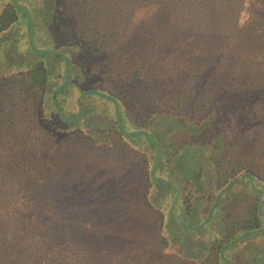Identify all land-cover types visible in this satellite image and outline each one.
<instances>
[{
  "label": "trees",
  "instance_id": "16d2710c",
  "mask_svg": "<svg viewBox=\"0 0 264 264\" xmlns=\"http://www.w3.org/2000/svg\"><path fill=\"white\" fill-rule=\"evenodd\" d=\"M142 6L137 16L148 26L143 38L185 37L199 44L172 47V52L174 62L183 54L198 55L200 62L182 71L189 77L199 70L195 86L201 83L206 90L202 109L152 106L140 108V118L130 116L120 91L89 83L84 60L99 52L96 38L84 43L56 40L65 26L57 0H0V68H18L27 75L35 87L32 121L51 134L40 140L47 147L51 139L41 152L58 151L57 159L39 165L40 157L11 153L0 143V164L32 166L22 175L29 180L25 184H12L11 175H0V264H138L136 253L147 251L145 234L156 235L159 246L150 253L156 255L152 264H264V175L249 164L227 168L225 157L236 142L246 153L253 119L248 109L264 92V0H147ZM178 7L181 15L160 27L159 11L179 12ZM210 14L215 24L208 28L201 20ZM50 32L56 35L47 37ZM221 36L229 42L216 44ZM251 56L260 58L261 67ZM225 66L230 72L218 76ZM135 74H142L140 67ZM149 79L158 85L150 91L162 94L154 103H163L169 94L173 99V89L167 84L160 88V72L150 73ZM144 100L149 98L142 93L137 103H150ZM96 103L99 112L113 107L106 123L86 121L89 112L98 110ZM106 132L141 150L145 158L144 192L141 200L130 196L124 202V215L116 196L122 190L115 185L119 173L108 172L111 183L115 181L112 187L104 182L101 173L106 171L87 173L88 161L80 159L81 166L71 168L70 146L89 141L114 148ZM185 133L194 139L178 141ZM241 202L247 217L235 223L229 210ZM137 203L160 217H142L143 211L134 208Z\"/></svg>",
  "mask_w": 264,
  "mask_h": 264
},
{
  "label": "rangeland",
  "instance_id": "374dc122",
  "mask_svg": "<svg viewBox=\"0 0 264 264\" xmlns=\"http://www.w3.org/2000/svg\"><path fill=\"white\" fill-rule=\"evenodd\" d=\"M57 1L60 19L65 26L61 35L56 36V40L59 42L70 40L76 43H84L86 39L90 40L91 37L96 38L99 52L94 57H90V61L84 60L86 64H89L87 69L90 74L89 83H98L100 87L120 91V94L125 97L124 107L130 113V116L140 118L141 113L139 109L142 107L147 109L152 106H159L162 109L174 111L185 109L191 111L194 108H203V103L200 101L204 97L203 93H206V90L200 88L201 83L199 86H195L197 79L195 73H198L199 70L194 69L191 71L189 77L182 71L183 69H189L191 63L200 62L198 55L183 54L174 62L176 53L172 52V47L178 49L180 46L186 45L190 49L192 44H199L195 42L194 38H189L188 40L185 37H180L177 40L165 38V41L155 35L150 37L149 34L147 38H143L145 36L143 30H147L148 26L144 20L139 19L137 13L140 9H143L142 4H146L147 0ZM178 10L179 12L174 10L171 13L159 11L158 15L162 21L160 27L172 25V20L181 15L182 8L178 7ZM212 17L214 16L210 14L202 18L201 21L206 24L204 26H208V28L214 26L215 23ZM183 18L186 20L185 16ZM192 25L193 27H198V24ZM140 30L142 33L139 32ZM190 30L199 33V30L195 28H190ZM90 34L93 36H89ZM54 35H56L54 32H50L47 37ZM222 39L223 36L216 37V44L224 45L229 42L224 40L222 42ZM124 46L127 47L126 52L124 51ZM123 54L126 55L124 59ZM184 59L187 62H184ZM250 59L254 62H260L259 66L261 67V60L258 56H251ZM139 67L142 74L136 75L135 71ZM178 70H181L182 73L173 79ZM55 71H58V69ZM155 71L161 73L163 84L160 88H164L165 84H167L168 90H174L173 94L175 96L173 99L169 94L163 103H154L157 97L162 96L161 93L150 91V87H158L155 81L149 79V74ZM222 71L223 73H220L218 76L227 75L230 69L225 66ZM167 79H170L168 83H166ZM206 87H208V84ZM34 91L35 87L30 86L27 75L22 70L12 68L7 71V69L0 68V143H4V148L8 149L11 153L29 154L31 156L28 158L32 160L40 157L38 164L42 165L43 163L57 159L56 153L58 151H54L53 154L41 152V149L48 150L47 147L51 144V139L49 137L47 147H42L40 140L45 136H51V134L43 132L32 121L33 115L31 114V110L32 104L35 102ZM142 93L145 97L149 98V100L144 101H150V103H137V98ZM209 93L211 92L209 91ZM176 98H179V100H176ZM255 98H260V100L258 99L251 109H248L251 111L249 112V116L250 118L253 117V119L250 121L251 128L246 132L250 141L249 145L246 146V153L243 154L241 152L240 146L236 142L229 147L225 157L230 162L227 168H230L232 165L249 164L253 165L256 170L264 175V92L255 96ZM96 104L98 105V110L89 112L86 115V121L98 124L106 123L113 115V107L108 105L104 108V112H99L100 106L98 103ZM85 105L89 106V103ZM8 119L10 122H8ZM104 134L109 139L110 145H114V148H99L89 141L78 147L70 146L68 153L72 155L73 159L71 168L81 166L79 160L83 159L85 162L91 163V167L86 166L88 168L87 173L93 168L102 172L106 171L107 173H101L106 176L104 182L109 183L113 187L115 181H117L115 185L119 189H122L116 196L122 210L120 215H124L122 213L126 210L124 202H128L130 196H134L136 200H141V195L144 192L142 183H146L144 176L145 158L141 150L121 142L117 135L115 136L113 133L109 134V132ZM183 139L192 140L194 137L186 133L179 135L178 141H182ZM239 150L240 152H238ZM66 154L64 153L63 157ZM247 158V162L243 161V159ZM12 167L5 165V160L2 161L0 164V175H11L13 179L10 182L12 184H25L29 181L22 175L28 168L32 167L31 164L20 166L19 162H15ZM108 172H117L119 173V177L111 183L109 176L112 174ZM12 173L14 176H12ZM126 185L127 189H124ZM125 193H128V196ZM237 199L238 197L235 201ZM138 203L135 204L134 208L143 211L142 217L149 220L160 217L156 210L147 209L145 205L140 206ZM229 211L231 214L230 220L234 219L235 223L241 222L247 217L246 206L242 202L233 205ZM134 227H136V224ZM142 240L147 251L141 253V250H139L136 253L137 262L138 264H152L151 261H153L156 255L151 256L150 253L155 254L159 250L156 235L145 234ZM170 258L171 256L168 259Z\"/></svg>",
  "mask_w": 264,
  "mask_h": 264
}]
</instances>
